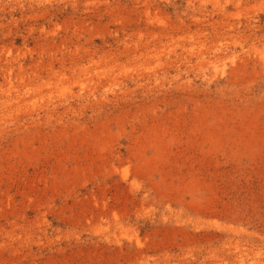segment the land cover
<instances>
[{
	"label": "rangeland",
	"instance_id": "1",
	"mask_svg": "<svg viewBox=\"0 0 264 264\" xmlns=\"http://www.w3.org/2000/svg\"><path fill=\"white\" fill-rule=\"evenodd\" d=\"M0 264H264V0H0Z\"/></svg>",
	"mask_w": 264,
	"mask_h": 264
}]
</instances>
